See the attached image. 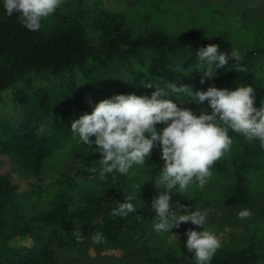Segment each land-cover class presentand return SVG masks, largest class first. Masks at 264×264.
I'll list each match as a JSON object with an SVG mask.
<instances>
[{
	"label": "trees",
	"instance_id": "obj_1",
	"mask_svg": "<svg viewBox=\"0 0 264 264\" xmlns=\"http://www.w3.org/2000/svg\"><path fill=\"white\" fill-rule=\"evenodd\" d=\"M213 43L221 51L234 49L227 31L208 35L195 24L169 35L162 27L142 25L123 11L89 5L87 0H64L37 32L0 6V158L7 157L25 179L20 187L12 176L0 173V264H59L60 248L87 249L95 233H102L113 249L127 247L131 233L156 223L151 201L162 191L155 184L163 166L159 148L152 150L146 165L101 180L90 169L99 168L102 157L74 137L70 123L112 95H150L155 89L146 83L166 90L169 82L191 85L193 91L212 85L234 90L247 84L259 108L264 101V47L238 51V61H230L201 85L203 69L192 62L199 47ZM170 94L178 106L198 111L200 106L188 96ZM229 135L231 151L212 165L205 186L174 189L173 201L206 210L200 196L208 194L216 197L214 207L250 209L251 217L264 210L259 204L264 201V147L231 130ZM65 153L73 157L71 164L50 181L49 167ZM135 192L136 212L114 216L113 210ZM33 200L31 211L27 207ZM246 242L222 245L211 264L264 262V237L250 232ZM144 264L194 261L183 248L147 257Z\"/></svg>",
	"mask_w": 264,
	"mask_h": 264
},
{
	"label": "clouds",
	"instance_id": "obj_2",
	"mask_svg": "<svg viewBox=\"0 0 264 264\" xmlns=\"http://www.w3.org/2000/svg\"><path fill=\"white\" fill-rule=\"evenodd\" d=\"M63 3L64 0H0L4 13L9 17L17 15L20 23L32 32L39 31L42 20ZM239 59L235 49L221 51L215 43L199 47L195 52V64L203 69L199 83L205 84V78L214 79L218 70ZM144 86L155 90L150 95L115 94L105 98L90 113L72 120L70 130L85 148L102 157L99 168L90 169L101 180L108 174L127 175L134 166L146 165L152 150L158 147L163 166L155 184L162 191L151 201L156 213L154 230L171 233L188 222L202 228L186 231L184 247L194 264H211L222 241L205 230L208 211L173 201L170 194L177 188L186 192L193 184L201 189L205 186L212 165L231 151L230 130L264 147V101L259 108L254 107V89L247 84H238L234 90L212 85L204 91L170 82L167 90L152 83ZM170 93L188 96L191 103L200 106L198 111L178 106L169 98L174 97ZM157 125L164 126L158 129ZM134 200L136 192L127 196L113 215L134 214L138 208ZM251 215L246 208L237 214L241 220ZM76 238L79 241L82 236L77 233ZM91 240L93 244H102L104 236L95 233Z\"/></svg>",
	"mask_w": 264,
	"mask_h": 264
},
{
	"label": "rangeland",
	"instance_id": "obj_3",
	"mask_svg": "<svg viewBox=\"0 0 264 264\" xmlns=\"http://www.w3.org/2000/svg\"><path fill=\"white\" fill-rule=\"evenodd\" d=\"M89 5L101 6L111 11H123L133 16L140 24L150 23L162 27L169 35H175L185 28L199 25L207 34L227 31L235 50L240 51L251 46L264 47V0H87ZM195 64V62H192ZM8 100V94L5 95ZM53 167H49V180L60 178L73 157L65 153ZM0 173L12 176L20 187L25 179L16 172L14 165L5 156H1ZM55 187H52L54 190ZM47 194L43 195L46 201ZM41 200V201H42ZM200 200L206 203L208 223L205 230L212 231L222 241V245L231 246L241 243L245 246L250 232L264 237V210L257 211L251 219H241L235 223L239 211L228 210L224 206H211L217 203L214 195L202 194ZM39 202L42 204V202ZM34 200L30 203L33 210ZM260 206L264 201H259ZM40 206V204H36ZM233 212V213H232ZM202 231L191 222L182 223L179 229L171 233H159L154 225L140 227L131 233L127 247L113 249L105 242L89 243L87 249L63 247L59 251V264H144L147 257L160 255L170 250L179 253L186 241V231ZM174 235V236H173ZM178 237L177 238L175 237ZM264 264V262H261Z\"/></svg>",
	"mask_w": 264,
	"mask_h": 264
}]
</instances>
